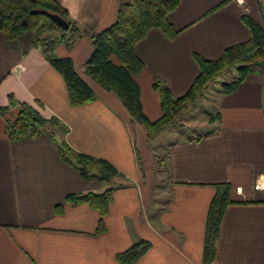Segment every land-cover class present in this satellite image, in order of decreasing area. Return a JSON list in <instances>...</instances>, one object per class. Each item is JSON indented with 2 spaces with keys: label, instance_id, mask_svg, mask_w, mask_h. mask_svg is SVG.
<instances>
[{
  "label": "crops",
  "instance_id": "obj_1",
  "mask_svg": "<svg viewBox=\"0 0 264 264\" xmlns=\"http://www.w3.org/2000/svg\"><path fill=\"white\" fill-rule=\"evenodd\" d=\"M57 1L82 35L71 47L58 43L53 55L70 58L97 99L73 107L36 35L8 41L0 32V264H120L117 255L139 241L150 248L132 264H264V191L255 188L264 178V66L219 94L204 133L184 137L172 125L149 142L120 99L85 74L93 38L117 20L119 0ZM245 15L264 25V0H181L168 16L176 36L155 28L136 44L144 69L135 80L149 120L163 115L155 80L183 96L200 72L194 54L218 59L250 39ZM22 103L57 118L73 150L108 161L120 175L109 183L84 180L61 159L58 131L55 140L11 139L7 126ZM222 183L231 186L233 203L207 262V218ZM107 189L113 201L97 234L99 212L65 201Z\"/></svg>",
  "mask_w": 264,
  "mask_h": 264
},
{
  "label": "trees",
  "instance_id": "obj_2",
  "mask_svg": "<svg viewBox=\"0 0 264 264\" xmlns=\"http://www.w3.org/2000/svg\"><path fill=\"white\" fill-rule=\"evenodd\" d=\"M180 3L181 0H119L117 20L93 38V51L85 63L87 77L120 99L133 122L144 126L149 142L171 127L186 109L198 101L209 85L232 66H235L233 68L237 70L238 78L223 85V92L226 94L234 92L255 68L264 66V25L245 15L242 21L250 31V39L228 47L218 59H206L194 54L200 72L183 96L173 97L163 81L155 80L153 87L160 95L163 115L156 121L149 120L143 111L140 89L135 80V75L144 69L135 46L155 28L161 29L170 37L176 36L178 32L169 22L168 16ZM49 13L66 19L70 28H62ZM0 32L8 41L19 40L26 33L36 35L34 44L42 47L52 66L63 76L73 107L97 99L94 89L77 72L73 61L68 57L53 55L58 43L71 47L82 35L79 26L70 20L68 11L57 0H0ZM7 129L9 137L15 140L35 138L43 134L55 140V132H60L62 138L57 141V151L63 162L77 169L84 180L97 179L109 183L120 175L108 161L73 150L64 139L68 129L57 118H46L39 109L27 103L20 105L17 118L8 124ZM215 188L216 195L207 218V262L212 261L215 256L224 213L233 203L229 184H217ZM112 201L113 190L107 189L104 192L71 194L66 197L65 202L69 205L88 204L96 209L100 215L96 233L100 234L105 230L104 217ZM62 209L63 205H58L57 213ZM149 248V242L139 241L119 253L117 260L120 264H132Z\"/></svg>",
  "mask_w": 264,
  "mask_h": 264
},
{
  "label": "rangeland",
  "instance_id": "obj_3",
  "mask_svg": "<svg viewBox=\"0 0 264 264\" xmlns=\"http://www.w3.org/2000/svg\"><path fill=\"white\" fill-rule=\"evenodd\" d=\"M233 67L235 66H232L212 82L203 95L199 97L198 101L193 106L186 109L176 120L173 124V129L179 130L178 134L184 137H193L209 129L202 127V124L208 122L209 117L212 119L215 118L217 112V98L223 91V85L225 83H231L238 78V72ZM162 152H164V150Z\"/></svg>",
  "mask_w": 264,
  "mask_h": 264
},
{
  "label": "water",
  "instance_id": "obj_4",
  "mask_svg": "<svg viewBox=\"0 0 264 264\" xmlns=\"http://www.w3.org/2000/svg\"><path fill=\"white\" fill-rule=\"evenodd\" d=\"M53 20H55L62 28H64L65 30H68L70 28V24L69 22L64 19L63 17H61L58 14L55 13H49L48 14Z\"/></svg>",
  "mask_w": 264,
  "mask_h": 264
},
{
  "label": "built area",
  "instance_id": "obj_5",
  "mask_svg": "<svg viewBox=\"0 0 264 264\" xmlns=\"http://www.w3.org/2000/svg\"><path fill=\"white\" fill-rule=\"evenodd\" d=\"M255 188H256L257 190L264 191V178L261 179V180L255 185Z\"/></svg>",
  "mask_w": 264,
  "mask_h": 264
}]
</instances>
